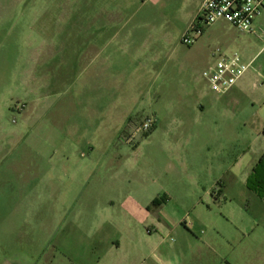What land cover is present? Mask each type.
Masks as SVG:
<instances>
[{
  "label": "rangeland",
  "instance_id": "1",
  "mask_svg": "<svg viewBox=\"0 0 264 264\" xmlns=\"http://www.w3.org/2000/svg\"><path fill=\"white\" fill-rule=\"evenodd\" d=\"M106 1L0 0V264H99L117 240L199 236L216 252L183 264L264 254V9L253 32L221 19L187 45L197 0H115L150 48L135 75L121 61L106 77ZM216 48L258 53L239 90L203 77Z\"/></svg>",
  "mask_w": 264,
  "mask_h": 264
},
{
  "label": "crops",
  "instance_id": "2",
  "mask_svg": "<svg viewBox=\"0 0 264 264\" xmlns=\"http://www.w3.org/2000/svg\"><path fill=\"white\" fill-rule=\"evenodd\" d=\"M114 1L115 0H107L105 2V76L107 77L108 75H111L109 73V70H112L116 66L121 65V61H128L129 67L131 68V74L135 75L137 71L140 70L141 65H139V62L142 59V54L144 53V51L146 52L149 50L148 48H150L148 46L150 45V39H139V37H137V30L139 27L135 24L134 21L136 15L135 12H129L128 7H126L123 2L115 3ZM202 2L203 0H197V10L200 8ZM197 15L198 13H195L193 15L194 19ZM255 20L256 17L253 21V24L255 23ZM154 53V55L157 54L156 52ZM154 55L153 58L156 59L158 55ZM256 55L251 60H253ZM211 61L212 60H210V62ZM147 72L148 70L145 69V73ZM120 74L123 73H118V75ZM244 81L245 78L243 75L230 91L239 90L242 85H244ZM127 117L130 119L131 116ZM123 118L126 117L123 116ZM123 210L124 212L129 213L128 211H130V208L127 210L126 206L123 205ZM105 219L114 221L117 219V217L110 215L107 217L105 216ZM173 226L174 228L176 227V225ZM130 234L134 235L131 231ZM106 235L107 233H105V236ZM196 238L197 241H195V247L191 244H189V246H183L179 244L166 248H162L159 246L146 248L136 243L125 244L122 241L117 240L116 243L112 242L109 245L105 246L104 258H102L103 262L100 257L101 260H99L98 263L100 264L101 262L103 264H107L109 257H114L116 258V260L114 261V263L116 264H165V262L163 261V257L167 256L170 259V264H183V262H185V260L187 259L188 253H193V256L196 254L194 250L195 248L196 252H198L197 261L201 259L200 255H202L201 251L204 247H213L214 252H216L217 244L215 242L213 244L210 242V239L203 236H199ZM107 239L109 238L105 237V240ZM235 253H237L236 250L231 252L229 257H224L223 259L222 255H219V259L217 260L219 262L218 264H264V254L261 252V250L255 252V257H246V259L240 262L236 260ZM196 264L199 263L196 262ZM213 264H216V261L213 262Z\"/></svg>",
  "mask_w": 264,
  "mask_h": 264
},
{
  "label": "built area",
  "instance_id": "3",
  "mask_svg": "<svg viewBox=\"0 0 264 264\" xmlns=\"http://www.w3.org/2000/svg\"><path fill=\"white\" fill-rule=\"evenodd\" d=\"M264 9V0H203L198 15L182 36L183 43L194 44L207 26L224 19L244 32H253V21ZM213 60L202 72L209 87L218 94L229 92L248 70L251 61L245 62L238 52H225L216 48ZM151 126L148 119L138 128Z\"/></svg>",
  "mask_w": 264,
  "mask_h": 264
},
{
  "label": "trees",
  "instance_id": "4",
  "mask_svg": "<svg viewBox=\"0 0 264 264\" xmlns=\"http://www.w3.org/2000/svg\"><path fill=\"white\" fill-rule=\"evenodd\" d=\"M162 202H163V199L157 197V198L152 200L151 204H153L155 206H159Z\"/></svg>",
  "mask_w": 264,
  "mask_h": 264
}]
</instances>
